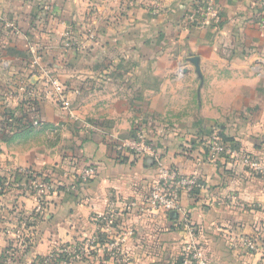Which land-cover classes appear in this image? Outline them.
Returning a JSON list of instances; mask_svg holds the SVG:
<instances>
[{"label":"crops","instance_id":"0c3cea01","mask_svg":"<svg viewBox=\"0 0 264 264\" xmlns=\"http://www.w3.org/2000/svg\"><path fill=\"white\" fill-rule=\"evenodd\" d=\"M261 1L0 0V258L17 248L23 264H42L64 247L103 236L99 220L112 215L118 234L132 232L123 243L130 264H184L191 228L201 264H264V176L214 159L208 148L221 134L264 161ZM207 2L221 22L189 23ZM51 80L71 91V115L51 94ZM23 83L30 90L21 91ZM32 103L38 126L23 120ZM54 130L69 146L53 157L36 152L35 136L49 139ZM137 130L165 167L199 176L196 195L180 191L183 213L149 210L159 169L149 157L123 161L120 149ZM67 156L74 162L54 166ZM91 165L96 177L79 182ZM19 170L59 172L67 188L36 213L35 196L19 180L5 184ZM78 264L119 263L99 251Z\"/></svg>","mask_w":264,"mask_h":264},{"label":"built area","instance_id":"2783aa9c","mask_svg":"<svg viewBox=\"0 0 264 264\" xmlns=\"http://www.w3.org/2000/svg\"><path fill=\"white\" fill-rule=\"evenodd\" d=\"M261 9V16L259 18V28L264 31V0L259 3ZM209 17L217 24L221 22V16L216 5L213 2H207L204 6H198V9L189 14L187 20L191 24L200 23L201 26L209 24ZM31 49L37 52L34 47ZM24 84V83H23ZM51 87V94L56 97L58 104L69 115L72 114V99L71 91L62 83L57 80L49 81ZM21 91L30 90V87L21 85ZM34 126L40 125V120L33 122ZM208 148L212 158L227 157L234 161V163H240L249 171L255 174L264 175V161L252 157L246 152L239 149H234L227 145L219 134H215L208 142ZM122 158L129 156L132 158H151L155 161L159 169V177L152 184L148 205L149 210L153 212H164L166 214L183 213V208L180 203V191L185 189L189 194L196 195L198 190L202 189L203 184L198 175L185 176L182 175L175 168H167L159 158L154 146L148 142L144 132L137 130L134 138L122 143ZM22 173L23 178L20 181V186L24 190L36 193V213H42L45 206L48 203L51 193L54 190V185L45 178L38 177L34 171L19 170ZM96 176V169L92 166L86 167L78 175L79 182H88ZM13 177L5 182L9 185ZM113 216L104 217L100 219V225L103 228V240L100 237L86 241L83 244H76L69 247H64L57 258L62 256L60 264H78L84 259H91L99 251H102L110 259H114L119 264H130V257L126 254L123 243L127 235H132V232L119 233L113 230L114 227ZM191 236L190 241L186 244L184 249V264H201L204 261V254L199 248L195 238V231L193 228L189 229ZM244 246L255 248V242L253 240L241 239ZM17 249V248H13ZM11 250L9 255L14 254L15 250ZM53 259V258H51ZM51 264H54L52 260H49ZM49 264V263H48Z\"/></svg>","mask_w":264,"mask_h":264},{"label":"rangeland","instance_id":"374dc122","mask_svg":"<svg viewBox=\"0 0 264 264\" xmlns=\"http://www.w3.org/2000/svg\"><path fill=\"white\" fill-rule=\"evenodd\" d=\"M53 131V130H52ZM53 134H51V138H47V137H45V136H35V139H34V141L32 142V147H33V149L36 151V152H40V151H48V155L51 153V156L53 157V155H54V152H56V154L57 155H59V148H66V147H68L69 146V144H59V142L60 141H62V139H61V137H60V131H58V130H54V132H52ZM50 137V136H49ZM45 139L43 142H42V139ZM49 142V143H51V144H49V143H47V142ZM46 143H47V145H46ZM26 147H30V143L29 144H24L23 145V148H26ZM70 157L71 156H67V157H64V158H66V160H64V159H62V161H61V159H58L57 158V160H53V162H54V166H56L57 167V165H59L60 164V162L61 163H64L65 161H67V162H74V161H72V160H70ZM34 173L37 175L38 174V172H36V171H34ZM76 169L73 167V168H69V170H68V173H67V176H66V178H67V180H71V182H69V185L71 184V183H75L76 181ZM59 176V172H55V174L53 173V175L52 174H50L49 176H50V178H49V180H50V182L51 183H53V185H54V190L55 191H53L51 194V198L52 197H55L56 195H54L55 193H58V192H60V189H65V188H67V186H66V184L64 185H60L59 183H61L62 182V179H61V177H58ZM47 176V175H46ZM60 176H61V174H60ZM32 195L33 196H35L36 197V193L34 192V191H32ZM263 247H264V244H263ZM262 247V248H263ZM49 260H51V258H49V259H47L46 260V264H51L50 262H49Z\"/></svg>","mask_w":264,"mask_h":264},{"label":"trees","instance_id":"16d2710c","mask_svg":"<svg viewBox=\"0 0 264 264\" xmlns=\"http://www.w3.org/2000/svg\"><path fill=\"white\" fill-rule=\"evenodd\" d=\"M39 106H38V104L37 103H32V104H30V105H28V109L24 112V116H23V120H25V119H27V118H34V119H36V120H38L39 119ZM220 136H221V134H220ZM147 138V137H146ZM223 139V138H222ZM148 140V139H147ZM223 141H224V139H223ZM225 142V141H224ZM127 160H129V156H125V157H123V161H127ZM228 164H231V165H241L240 163H234V161L233 160H229V163ZM92 167H94L95 169H96V173H97V168H96V166L95 165H91ZM243 166V165H242ZM245 170L248 172V173H250L252 176H257V177H262V176H264V175H260V174H255V173H253L252 171H249L248 169H246L245 168ZM37 176L38 177H40V178H45L47 181H50L49 180V178H50V176L47 174V176L46 175H39V174H37ZM13 179H12V181H11V183H14V182H16V181H21L22 180V178H23V175H22V173H20L19 171L17 172V173H15L13 176ZM96 177V176H95ZM94 177V178H95ZM93 178V179H94ZM93 179H91V180H93ZM90 180V181H91ZM3 179H0V184H3ZM14 181V182H13ZM10 183V184H11ZM100 221V220H99ZM113 230L115 231V232H117L118 231V224L116 223V224H114V227H113ZM258 234H259V237H260V239H261V241H262V243L264 244V224L263 225H261V227H260V231L258 232ZM101 238V240H103V236H101L100 237ZM57 253H55L53 256V259H51L52 260V262H54V264H60V262H61V260H62V256L60 257H58L57 258ZM20 256V255H19ZM19 256H18V254H16V253H14V254H11V255H6V256H4V257H1L0 258V264H6L7 263V261H8V259H9V264H23V261H22V258H19ZM106 259H109L107 256L105 257ZM47 259H49V258H47ZM47 259H43V260H41V262H42V264H44L45 262H46V260ZM87 261H88V259H84L83 261H81L82 263H87Z\"/></svg>","mask_w":264,"mask_h":264},{"label":"water","instance_id":"95a60500","mask_svg":"<svg viewBox=\"0 0 264 264\" xmlns=\"http://www.w3.org/2000/svg\"><path fill=\"white\" fill-rule=\"evenodd\" d=\"M193 63L195 64V66L197 67V72L198 73H201L200 72V69H199V62H198V59H194ZM175 214V213H174Z\"/></svg>","mask_w":264,"mask_h":264}]
</instances>
